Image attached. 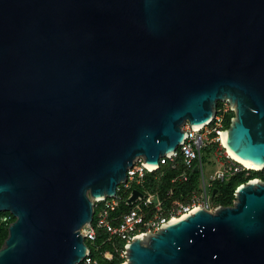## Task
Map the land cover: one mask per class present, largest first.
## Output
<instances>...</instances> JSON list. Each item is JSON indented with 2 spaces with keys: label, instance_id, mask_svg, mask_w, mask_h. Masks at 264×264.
I'll use <instances>...</instances> for the list:
<instances>
[{
  "label": "water",
  "instance_id": "1",
  "mask_svg": "<svg viewBox=\"0 0 264 264\" xmlns=\"http://www.w3.org/2000/svg\"><path fill=\"white\" fill-rule=\"evenodd\" d=\"M225 101L227 150L263 171L264 0H0V264H81L94 201ZM235 197L134 239L127 264H264V182Z\"/></svg>",
  "mask_w": 264,
  "mask_h": 264
},
{
  "label": "built area",
  "instance_id": "2",
  "mask_svg": "<svg viewBox=\"0 0 264 264\" xmlns=\"http://www.w3.org/2000/svg\"><path fill=\"white\" fill-rule=\"evenodd\" d=\"M234 109L229 101L221 102L211 123L199 129L187 124L183 128L187 134L185 142L171 156L161 157L158 168L145 165V160L139 158L128 170L127 181L118 187L115 197L94 201L93 222L81 230L89 247V254L81 264L97 263L93 251L100 253L109 261L113 259L114 252L123 259L121 264H127L125 253H128L127 246L134 242V239L147 238V234H156L173 219L190 215L199 208L214 213L220 207L214 206L209 187L177 195L174 185H188L193 181L194 176L203 173L204 154L214 152L213 149L217 147L218 150L223 151L217 155L223 162V169L217 175V180L221 183H228L234 177L255 171L235 160L223 144V132L229 129L227 125H231L236 117V109ZM166 167L177 174L171 179L172 186L163 199L142 189L150 178L158 180L163 176L162 170ZM178 189L183 190V188ZM134 191L141 192L143 196L129 204ZM14 221L15 218L9 213L1 217V222L8 226ZM99 237L104 240L101 245H98ZM106 244H109L112 250L103 253L101 249Z\"/></svg>",
  "mask_w": 264,
  "mask_h": 264
},
{
  "label": "rangeland",
  "instance_id": "3",
  "mask_svg": "<svg viewBox=\"0 0 264 264\" xmlns=\"http://www.w3.org/2000/svg\"><path fill=\"white\" fill-rule=\"evenodd\" d=\"M214 152L212 153H205L203 156V162H204V171L203 173H199L195 178H193V181H191L188 185H186L183 190L180 191L176 187L175 193L177 195H184L192 190H200L204 187H209L210 196L214 200V206H222V207H231L236 203V188L239 183L246 184V182L249 178L253 177V172L245 173L242 175H239L235 179L230 181V188H235V193H233V197H230L228 193H226L222 187L225 186L223 183L217 180L218 172L223 169V162L218 159L219 154H221L220 149L218 150V147L213 149ZM216 151V152H215ZM218 152V153H217ZM245 182V183H244ZM211 185V186H210ZM216 191V194L214 196V192ZM165 196V195H164ZM8 238V237H7ZM6 241V240H5ZM5 243V242H4ZM4 245V244H3ZM94 264H98L94 263Z\"/></svg>",
  "mask_w": 264,
  "mask_h": 264
},
{
  "label": "trees",
  "instance_id": "4",
  "mask_svg": "<svg viewBox=\"0 0 264 264\" xmlns=\"http://www.w3.org/2000/svg\"><path fill=\"white\" fill-rule=\"evenodd\" d=\"M228 127H230V125H227ZM162 172L164 173L163 176H160L158 178V180H156L155 178H150L149 180H147V182L142 186V189L149 191L152 194H156L158 195L160 198L163 199L165 193L167 192V190L169 188H171V179L176 176V172H172L170 171V169L168 167L164 168L162 170ZM253 177L249 178L250 180H255V179H260L264 182V170L263 171H253ZM238 177V176H237ZM195 178V176H194ZM236 177H234L233 179H235ZM239 178V177H238ZM232 179V180H233ZM249 179L246 181L248 182ZM232 182V181H231ZM245 183V182H244ZM225 186L222 187V189L229 194L230 197H233V193H235V191L238 189V187H240L241 185H243V183H239L236 190L231 189L230 188V182L225 183ZM177 188H184L185 186H180L179 184H175L174 185ZM5 214L8 213H1L0 214V249L2 248L5 240L8 237V229L9 226L3 222H1V217ZM101 236V235H100ZM103 238L99 237L98 240V245H101L103 242ZM107 250H112V247L109 244H106L102 247L101 252H105ZM93 257L95 260H97L98 264H121L123 262V259L116 253L113 252V259L111 261L106 260L103 258V256L98 253V252H92Z\"/></svg>",
  "mask_w": 264,
  "mask_h": 264
},
{
  "label": "bare ground",
  "instance_id": "5",
  "mask_svg": "<svg viewBox=\"0 0 264 264\" xmlns=\"http://www.w3.org/2000/svg\"><path fill=\"white\" fill-rule=\"evenodd\" d=\"M194 128L199 129L200 127H194ZM222 141H223V144L226 145L225 142H224L223 135H222ZM228 153H229V154H230L235 160H237V161H239L240 163H242V164H243L245 167H247L248 169H250V170H255V171H260V170H261L260 168H257V167H255V166H253V165H250V164H248V163H246V162H244V161L238 159L235 155H233V154L230 152V150H228ZM184 217H186V216H183V217H181V218H175V219H173V220L171 221V223L174 222V221L180 220V219H182V218H184Z\"/></svg>",
  "mask_w": 264,
  "mask_h": 264
},
{
  "label": "flooded vegetation",
  "instance_id": "6",
  "mask_svg": "<svg viewBox=\"0 0 264 264\" xmlns=\"http://www.w3.org/2000/svg\"><path fill=\"white\" fill-rule=\"evenodd\" d=\"M249 181H251V180L249 179Z\"/></svg>",
  "mask_w": 264,
  "mask_h": 264
}]
</instances>
